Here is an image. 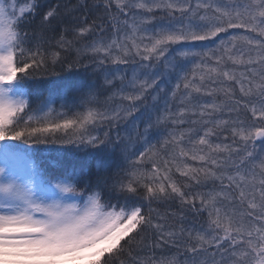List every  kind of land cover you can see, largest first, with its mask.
Wrapping results in <instances>:
<instances>
[{"label":"snow or ice","instance_id":"6c2138e0","mask_svg":"<svg viewBox=\"0 0 264 264\" xmlns=\"http://www.w3.org/2000/svg\"><path fill=\"white\" fill-rule=\"evenodd\" d=\"M0 264H264V0H0Z\"/></svg>","mask_w":264,"mask_h":264},{"label":"trees","instance_id":"16d2710c","mask_svg":"<svg viewBox=\"0 0 264 264\" xmlns=\"http://www.w3.org/2000/svg\"><path fill=\"white\" fill-rule=\"evenodd\" d=\"M42 3H55L56 0H41ZM61 2H66V0H61ZM73 2H75V0H73ZM88 2H92V0H88ZM39 21V17H37V23ZM57 109L59 110L58 108V105H57ZM178 176V173L176 174ZM153 208H157V210L161 213H163L165 211V208L163 206H157L156 204H153Z\"/></svg>","mask_w":264,"mask_h":264},{"label":"rangeland","instance_id":"374dc122","mask_svg":"<svg viewBox=\"0 0 264 264\" xmlns=\"http://www.w3.org/2000/svg\"><path fill=\"white\" fill-rule=\"evenodd\" d=\"M190 68H191V66H189ZM193 95L195 96L196 94L195 93H193ZM149 102H151V101H149ZM172 108H173V111L174 112H176V111H178L179 110V101L177 100V101H174L173 103H172ZM214 139V142H220L219 140H216V138H213ZM221 139H222V137H221ZM230 142V141H229Z\"/></svg>","mask_w":264,"mask_h":264}]
</instances>
